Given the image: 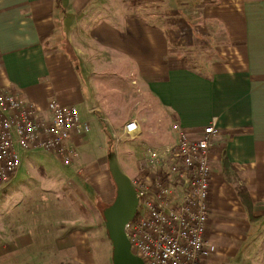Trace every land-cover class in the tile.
<instances>
[{
  "label": "crops",
  "instance_id": "crops-1",
  "mask_svg": "<svg viewBox=\"0 0 264 264\" xmlns=\"http://www.w3.org/2000/svg\"><path fill=\"white\" fill-rule=\"evenodd\" d=\"M90 2L0 0V90L14 89L35 101L46 94L61 104L81 105L106 122L111 109L112 115H122V108L132 102L127 97L122 102L105 100V107L95 108L94 97L82 88L83 79L106 76V69L118 79L135 75L132 84L148 93L162 119L171 123L170 131L177 122L198 136L202 127L214 125L220 135L210 158L207 237L216 251L204 264H264V0H218L205 6L204 18L218 25V33L215 56L205 58L203 67L186 64L179 54L171 61L165 31L140 17L118 13L105 22L91 21L92 13L82 10ZM57 11L62 18L56 17ZM71 14L78 16L67 20ZM63 37L76 55L79 71L62 50ZM101 114L105 117L98 118ZM87 135L74 136V144ZM224 160L230 165L227 176ZM240 187L249 192L254 220L237 197ZM34 211L16 208L8 221L0 215V256L10 248V264L25 259L29 264L37 252L44 253L36 245L49 244L43 217L37 222ZM214 212L220 214V224L213 231L209 217ZM54 231L56 237L59 229ZM78 243L82 249L83 241ZM103 248L101 259L98 252L88 253L91 262L113 264L110 238ZM59 250L56 257L65 259V249ZM75 250L69 259L80 264L82 253Z\"/></svg>",
  "mask_w": 264,
  "mask_h": 264
},
{
  "label": "rangeland",
  "instance_id": "rangeland-1",
  "mask_svg": "<svg viewBox=\"0 0 264 264\" xmlns=\"http://www.w3.org/2000/svg\"><path fill=\"white\" fill-rule=\"evenodd\" d=\"M210 1L218 0H91L82 10L92 13L93 22H105L118 13H123L126 18L140 17L165 31L171 45V61L179 54L181 58L197 62L200 66L205 58L215 56L213 46L216 44L218 30L215 29L218 25L211 24L212 21L208 22L203 15V9ZM78 7L81 8L80 4ZM57 16L62 18L59 11ZM76 16L78 14H71L66 19L72 20ZM63 40L66 41L64 37ZM52 41L55 43L54 39ZM105 72L106 76H94L92 81L83 79L82 88L94 97L92 104L95 108L97 104L104 106L105 100L111 103L122 102L125 97L127 102L132 99L129 106L122 108L123 114L112 115L114 110L111 109L106 122L98 121L97 113L88 114L81 105L73 104L78 108L81 119L89 124L90 132L81 142L74 144L73 140L76 156L70 166L64 167L46 153H29L17 178L0 192V215L6 221L11 219L16 208L34 209L37 222L41 221L40 216L43 217L44 234L49 244H37L36 249L43 248L44 253L37 252L36 256L40 259L36 258L29 264H76L69 259L76 253L75 247L82 253L80 264H94L88 254L90 251L98 252L101 259L105 250L103 244L109 241L101 211L103 205L112 204L116 198V187L109 172L110 162L115 160L125 175L135 179L141 151L147 147L165 149L173 142L171 123L162 119L158 106H154L148 93L143 92L140 85L132 84L135 75L127 80L118 79L115 72L109 73L106 69ZM101 75H104V69ZM96 78L102 81L101 86L95 82ZM110 82L118 83V86ZM108 95H111L109 100ZM97 116L105 117L102 114ZM132 120L140 122L142 127V135L135 139L125 127ZM39 210H44V213ZM209 220L214 231L220 224V214L214 212ZM56 229L59 231L55 237ZM78 241H83L82 249ZM58 249H65V259L61 255L58 260ZM5 250L0 256V264L11 263L10 248ZM19 264H26V259Z\"/></svg>",
  "mask_w": 264,
  "mask_h": 264
},
{
  "label": "built area",
  "instance_id": "built-area-1",
  "mask_svg": "<svg viewBox=\"0 0 264 264\" xmlns=\"http://www.w3.org/2000/svg\"><path fill=\"white\" fill-rule=\"evenodd\" d=\"M125 127L133 139L142 135L138 121ZM89 132L73 105L46 94L35 101L14 89L0 90V192L29 153L49 154L69 167L76 156L74 136ZM171 132L169 147L140 152L138 175L130 178L138 207L125 231L132 255L144 264H204L216 251L207 230L210 158L220 132L207 125L194 136L177 122Z\"/></svg>",
  "mask_w": 264,
  "mask_h": 264
},
{
  "label": "water",
  "instance_id": "water-1",
  "mask_svg": "<svg viewBox=\"0 0 264 264\" xmlns=\"http://www.w3.org/2000/svg\"><path fill=\"white\" fill-rule=\"evenodd\" d=\"M109 172L116 187V198L104 212L106 229L113 244V264H144L143 260L131 253V245L126 235V225L135 218L138 197L130 178L113 160Z\"/></svg>",
  "mask_w": 264,
  "mask_h": 264
},
{
  "label": "trees",
  "instance_id": "trees-1",
  "mask_svg": "<svg viewBox=\"0 0 264 264\" xmlns=\"http://www.w3.org/2000/svg\"><path fill=\"white\" fill-rule=\"evenodd\" d=\"M61 44H62V50L69 57V59L71 60L72 64L76 68V70L79 71L80 68H79V65H78V61H77L76 55H75L71 45L69 44V42L67 40L63 41ZM185 62H186V64H190L191 65V62H189L188 60H186ZM229 167H230L229 163L224 160L223 168H224V174L226 176L228 174V168ZM237 197L239 198L240 202L242 203V205L246 209V212H247L249 218L251 220H254L255 218L253 217V213H254L253 212V205H252V200L250 198L249 192L245 188L240 187L237 190ZM112 204L103 205V209L101 211L103 217H104L105 210L108 207H110Z\"/></svg>",
  "mask_w": 264,
  "mask_h": 264
}]
</instances>
